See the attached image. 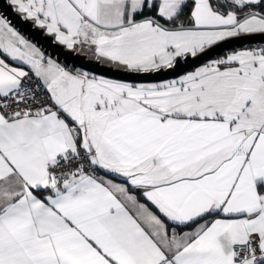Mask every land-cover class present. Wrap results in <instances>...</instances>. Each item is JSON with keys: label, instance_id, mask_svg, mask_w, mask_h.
<instances>
[{"label": "snow or ice", "instance_id": "obj_1", "mask_svg": "<svg viewBox=\"0 0 264 264\" xmlns=\"http://www.w3.org/2000/svg\"><path fill=\"white\" fill-rule=\"evenodd\" d=\"M10 4L133 74L264 35V0ZM145 80L66 68L0 16V264H264V46Z\"/></svg>", "mask_w": 264, "mask_h": 264}, {"label": "water", "instance_id": "obj_2", "mask_svg": "<svg viewBox=\"0 0 264 264\" xmlns=\"http://www.w3.org/2000/svg\"><path fill=\"white\" fill-rule=\"evenodd\" d=\"M0 12L11 24L18 28L20 32H23L28 38L40 45L46 53H50L51 56L56 57L64 64L113 79H128L130 76L135 75L147 76V80L143 82L171 79L175 78L178 74H184V72L190 71L208 60L224 54L228 50L259 43L264 44V35L261 34L232 37L214 45L211 50L201 55L198 59H189L188 61L181 59L179 66L173 70H164L158 74H133L129 73L124 68L103 63L98 59L90 58L86 54L75 50H69L65 46L58 44L55 38L48 35L44 29L37 27L31 20L22 19L21 14L14 10L9 0H0Z\"/></svg>", "mask_w": 264, "mask_h": 264}, {"label": "crops", "instance_id": "obj_3", "mask_svg": "<svg viewBox=\"0 0 264 264\" xmlns=\"http://www.w3.org/2000/svg\"><path fill=\"white\" fill-rule=\"evenodd\" d=\"M10 1V0H9ZM0 16H3V14L0 12ZM6 18V17H5ZM7 19V18H6ZM12 26L13 27H15L13 24H12ZM16 28V27H15ZM18 31H19V29L18 28H16ZM47 33V32H46ZM21 34L22 35H24L28 40H30L33 44H35L38 48H40L41 49V51L42 52H44V54L46 55V56H50V57H52L53 59H55L58 63H60L61 65H63V66H65L66 68H69V69H76V70H82V71H86V70H83V69H81V68H73L72 66H68V65H66V64H64L63 62H61V61H59L56 57H53V56H51L50 55V53H46L45 52V50L43 49V48H41V46L40 45H38L35 41H33L32 39H30V38H28V36H26L23 32H21ZM75 51H77V52H80V53H83V54H87L90 58H94V59H97L94 55H91L90 53H88V52H86V51H84V50H82V49H77V50H75ZM99 60V59H98ZM100 61H102L103 63L105 62V61H103V60H100ZM110 65H113V64H110ZM113 66H116V67H119V66H117V65H113ZM122 68V67H121ZM194 69H192V70H190V71H193ZM90 74H94V73H91V72H89ZM95 75H97V74H95ZM97 76H102V75H97ZM105 77V76H104ZM106 78H108V77H106ZM111 79H113V78H111ZM172 79V78H171ZM165 80V79H164ZM159 81H161V80H159ZM159 81H154V82H159ZM152 82V81H151ZM100 175H103V173L101 172V173H99ZM109 178H111V177H109ZM117 182H120L119 180H117ZM185 230H187V229H185Z\"/></svg>", "mask_w": 264, "mask_h": 264}, {"label": "rangeland", "instance_id": "obj_4", "mask_svg": "<svg viewBox=\"0 0 264 264\" xmlns=\"http://www.w3.org/2000/svg\"><path fill=\"white\" fill-rule=\"evenodd\" d=\"M256 46H264V44L259 43V44H255V45H248V46H245V47H238V48H236V49L228 50V51H226L224 54H221V55L215 57L214 59H216V58H218V57H220V56H223V55H225L226 53L231 52V51L240 50V49L248 48V47H256ZM81 49L84 50V51H86V52H88V53H90V52L87 50V48H81ZM90 54H91V53H90ZM86 55H87V54H86ZM91 55H92V54H91ZM104 63H106V62H104ZM205 63H206V62H205ZM106 64H109V63H106ZM195 68H196V67H195ZM195 68H194V69H195Z\"/></svg>", "mask_w": 264, "mask_h": 264}]
</instances>
